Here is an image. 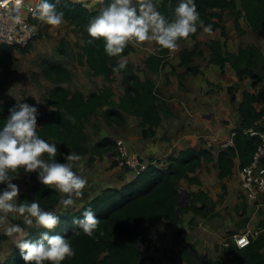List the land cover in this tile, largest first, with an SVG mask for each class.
Here are the masks:
<instances>
[{
    "label": "trees",
    "instance_id": "trees-1",
    "mask_svg": "<svg viewBox=\"0 0 264 264\" xmlns=\"http://www.w3.org/2000/svg\"><path fill=\"white\" fill-rule=\"evenodd\" d=\"M154 2H157L158 9L167 18H172L176 0H154ZM81 3L59 0L57 7L63 9L64 19L73 24L83 38L81 59L85 60L95 76L110 80L116 73L113 72V67L117 64V58L107 56L102 40L90 37L87 24L89 18L97 12L81 7ZM196 5L204 24H211L212 30L221 29L223 37H227L222 13L224 9L231 10L236 30L240 35L245 34L241 19L245 20L253 33L264 32V0H196ZM31 19L35 23H42L33 16ZM201 32L202 28L198 27L197 33L189 38L196 39ZM31 44L18 48L0 43V66H5L8 70L13 60L12 51L17 48L27 52ZM210 49L211 64L223 66L228 62L239 80L253 79L255 86L264 81V53L258 45L241 47L237 53H232L225 50V43L215 39L210 43ZM131 51L133 46L129 44L121 55L127 56ZM171 51L158 45L156 53L146 59L145 67L157 72L167 63ZM198 53H200L198 45L192 50H182L181 64H189ZM118 72L125 75V94L119 102L113 99L114 92L106 87L89 95L81 90L71 91L59 87L47 98V102L56 109L49 114L48 120L37 131L45 140L57 144V160L64 162V156L61 154L71 150L80 156L89 151L88 136L85 132L86 123L104 106L108 107L104 111L107 120L117 122L120 126L125 122L124 113L141 118L140 126L146 138L155 136V128L161 124L163 117L169 119L173 117L171 109L162 101L161 93L157 91V85L153 80L142 79L128 62L126 67ZM198 72L200 68L194 67L184 73L173 71V74L177 75L180 86L184 87V78L188 74ZM58 76L61 80H70V73L66 69H63ZM236 89L237 87H230L228 90L233 93ZM6 92L4 79L0 77V97ZM257 102L255 91L243 92L242 102L239 105L242 124L232 137L234 144L221 150L218 155L221 179L233 176L237 161L240 167L247 165L261 142L260 135L252 133L264 132V107L258 106ZM16 103L14 99L0 102V123L7 118L9 109ZM115 145L109 138H105L97 144L96 149L107 147L108 150ZM213 160L212 148L184 149L177 155H170L164 166H149L125 187L105 189L100 196L87 201L77 211L66 209L61 213L55 212L60 217V223L51 230V233L66 236L76 253L62 264H158V260L153 255L159 251L158 244H163V235L156 240L149 237L150 229L157 222L166 219L169 225L181 223L182 214L190 211L209 220L219 216L217 203L205 191L201 178L197 176L203 164ZM21 174L24 175L23 180L26 185L29 180L38 179L35 172L30 174L21 172ZM183 180L189 185H196L197 190L190 191L186 196L187 202L180 205L182 192L179 186ZM30 194H33L35 199H39L41 207L46 210L53 208L60 200L58 191L42 184L39 180L29 187L20 199L32 200ZM88 206L93 208L99 219L98 229L93 237H89L82 230L74 231L76 226L72 223L73 218L81 216L84 208ZM21 226L27 228L23 223ZM260 227L264 228V219L260 222ZM43 231L45 229L39 226L30 227L27 238L39 240ZM4 238L6 237L0 236V239ZM176 245L180 246L181 250L176 251L175 247L167 249L164 251L165 258L169 257V253L174 252V255L187 264H227L225 261H214L207 255L199 253L195 245L188 240V233L185 230L175 234ZM263 250L264 235L254 239L243 249L233 242L222 247L223 255L231 264H264ZM0 264H26V262L23 260L21 250L15 246L11 256L0 261Z\"/></svg>",
    "mask_w": 264,
    "mask_h": 264
},
{
    "label": "crops",
    "instance_id": "crops-1",
    "mask_svg": "<svg viewBox=\"0 0 264 264\" xmlns=\"http://www.w3.org/2000/svg\"><path fill=\"white\" fill-rule=\"evenodd\" d=\"M27 1L30 3H37V0ZM72 1L82 2V0ZM97 2H99V0H97ZM90 9L92 11L96 10L95 8ZM222 13L224 14V24L226 26L227 37H223L221 29H216L210 32L215 33L213 37L209 39L207 38V33L209 32H204L202 30L201 34L196 39L187 38L185 40H179L178 48L171 51L167 63L157 72H152L147 69L145 67V61L149 56L156 53L155 46L158 44L155 41L151 44L143 42L141 43V45L143 44L142 46L139 45V48L141 49L136 48L135 45L132 44L133 51L134 48L135 50H140L138 53L142 52L145 56L143 60L144 70L142 71V74L140 72L137 74L142 79L149 78L156 83L157 91L161 93L162 101L171 109L173 117L170 119L163 117L161 124L155 128V136L146 138L143 135V129L140 126V122L142 121L141 118L124 113L125 122L123 126H120L117 122H109L107 120L104 111L108 107L104 106L100 109L102 110V115H99L98 119H96L94 116L97 114H95L92 118V125L96 127L100 123V128L102 129L98 132L94 142L90 141L88 136L87 147H89V151L83 154L79 161L73 163L74 171L81 176L86 177L88 181L83 196L76 198V206L67 208L71 209V211H77L87 201L100 196L105 189H121L134 180V175L131 174L132 172L122 170L116 165L113 166L112 159L114 158L115 160L116 157V155H114L116 145L108 150H106L107 147L96 149L97 144L101 143L105 138H109L115 144L117 139L121 140L132 152H137L144 158L154 159L157 157H169L172 154L177 155L181 150L188 148H194L196 150L205 148V142L209 141L214 136L217 137V141L214 142L211 147L214 160L204 163L199 171L201 172V179L205 191L210 197L213 200H217L218 195L223 197L226 195V199L223 202L226 203L229 201L231 204L229 208H227L226 204L220 205V203H217L216 209L219 212V216L213 218L209 223H204L203 220H201L204 219V217L195 214L193 211L182 214L183 221L181 223L169 225L166 219L157 222L154 227L150 229L149 237L156 240L160 235H163V244H158L159 251L153 255L158 260V264H187L174 255V252L169 253L168 258H165L164 255L165 250L172 249L173 247H175L176 251L181 250L180 246H175V234L181 230L187 231L188 238L192 235V243L195 245L199 253L207 255L208 258L217 261L212 254H206V250L202 253V249L198 247V244L200 243L201 245L204 244L203 246H210V251L215 250L214 247L216 246V242L223 246H227L232 240H226V234L225 238L223 237V230L226 226L222 227V225L226 222L224 220L225 217L230 219V217L234 216L236 220H238L242 217L246 218L247 216H250V211L252 212V210H260L243 196L240 184L239 170L241 167L239 166V161H237L236 170L233 176L221 179L218 155L221 150L226 149L231 145V142L233 143L232 137L235 134L236 129L242 124L239 105L242 102L243 92L245 90L255 91L259 104L264 107V81L256 84V86L254 85L255 81L253 79L246 78L241 81L237 77V74L230 63L227 62L225 65L220 66L211 64L209 60L211 58L210 43L215 39H219L225 43V50L228 52L237 53L241 47L255 44L258 45L264 53V32L253 33L245 20L241 19V25L245 30V34L239 35L235 27V19L231 15V10L224 9L222 10ZM231 17L234 20H232ZM41 24L40 33L30 45V50L32 49V46H35L36 44L41 46L43 41L41 39V32L45 25L44 23ZM196 45L199 46L200 53L196 54L189 64H181V51L184 49L192 50ZM20 52L23 53L21 49L17 48L12 51L13 60L8 70L5 66H0V77L4 79L6 91L10 84H14L13 81H18V84H20V81H26V78H22L24 77V74L18 79L19 77H17V74L18 72H22V70L15 69L14 66L15 60L20 56L17 55V53ZM132 60L133 59L130 58L129 62H132ZM81 62L85 63V60L81 59ZM48 63V66L43 65L38 70H32L33 72L30 73L31 79L27 82L33 85L32 89L21 91L19 93H10L8 97H6L5 93V95L0 97V102L14 99L16 102L26 101L30 104L36 105L39 112L37 117V124L39 127L48 120L49 114L56 109V107H50L53 105H50L47 102V98L50 97L51 93L59 87L68 89L65 87V83L70 80H61L58 75H61L62 70L66 69L70 73V79L73 77L71 70L60 61H52ZM194 67L200 68L202 73L188 74L184 78L185 86L181 87L180 81L177 75L173 74V71L184 73L188 69ZM89 71L95 76L90 69ZM114 75L109 81L113 79ZM32 77H34V79H32ZM48 81L52 82V86L45 85V82ZM207 81H210L213 85H209ZM219 86L221 89H219ZM230 87H237V89L233 93H230L228 90ZM96 91H92L86 95ZM120 98L116 99L115 95L113 96V99L117 102L120 101ZM23 177L24 175L20 174L19 178L13 180L14 183L19 185V198L22 194L27 192L29 187L39 180H29L28 185H26ZM196 190V185H189L187 187L188 192ZM58 193L59 198L67 195L65 193H60L59 191ZM30 195L32 200L35 199L33 194ZM243 202L248 206L246 214L241 211L240 208L241 203ZM58 205L59 203L48 210L60 213L66 210L62 205ZM199 205H201V203H199ZM235 208L237 211H235ZM194 217L197 218L196 222L198 223V226L195 230L191 231L190 224ZM11 219L16 223V220H20L21 218L20 216H13ZM252 220L255 219L252 218ZM226 223L229 225V228H226L228 230L227 232H230L234 225L229 222ZM28 226L29 225H26L27 229L24 228L27 235ZM5 227V223H0V234L6 237L2 241L0 240L1 246H4V244L13 239V237L5 234ZM30 227L38 226L33 224ZM235 235L236 233L234 232L233 237ZM16 238H20L19 234H16ZM14 246L15 244L11 245L8 249H2V251H0V261H4L11 256ZM219 254L220 253H218V259L225 261L227 264H231L225 258L223 253L221 255Z\"/></svg>",
    "mask_w": 264,
    "mask_h": 264
},
{
    "label": "clouds",
    "instance_id": "clouds-1",
    "mask_svg": "<svg viewBox=\"0 0 264 264\" xmlns=\"http://www.w3.org/2000/svg\"><path fill=\"white\" fill-rule=\"evenodd\" d=\"M58 2L37 0L31 14L52 28L58 27L65 16L63 9L57 7ZM81 7L96 9L97 14L89 18L87 32L90 37L103 41L107 56L117 58L113 72L126 67L127 56L121 53L129 44L155 41L162 48L174 50L178 48L179 40L197 33L198 27L204 32L212 31V25L204 24L200 18L196 0H176L171 19L158 9L154 0H82ZM13 19L18 20L19 17ZM38 115L36 105L17 101L0 123V223L6 224L5 234L13 237L26 264H62L76 253L66 236L51 233L60 223V217L54 211L42 208L39 199L21 200L19 185L13 180L19 178L21 172H35L42 184L67 194L59 200V205L66 209L76 206V198L83 196L88 181L74 171L73 162L81 159L77 152L62 153L64 162L56 159L57 144L45 140L37 131L40 128ZM167 158L154 159H163L167 163ZM166 163L160 160L153 165L164 166ZM13 216L22 217L25 225L35 224L45 229L40 239L27 238L24 227L12 221ZM72 223L76 226L74 231L82 230L93 237L99 219L93 208L88 206L81 216L73 218ZM16 234L21 238L17 239Z\"/></svg>",
    "mask_w": 264,
    "mask_h": 264
},
{
    "label": "rangeland",
    "instance_id": "rangeland-1",
    "mask_svg": "<svg viewBox=\"0 0 264 264\" xmlns=\"http://www.w3.org/2000/svg\"><path fill=\"white\" fill-rule=\"evenodd\" d=\"M233 18L231 17L232 20H234ZM66 21L64 20L60 26L55 27V28H52L51 26L45 24L46 26L44 25V28L41 32V34H42L41 39L43 40L41 43V46H38L36 44L35 46H32V49L26 53H24V52L23 53H21V52L17 53V55H20V56H19V58H17L15 60L14 66H15V69L22 70V72H18L17 77H19L18 79H20L21 75L24 74V77H22V78L23 79L26 78V81L25 82L20 81V84H18V81H13V83L15 85L10 84L8 86V89L6 92V97H8V95L10 93H17V92L19 93L21 91H26V90L32 89L33 85H31L27 82L29 79H31L30 73L38 70L43 65L48 66V64H49L48 62H52V61H60L67 68H69L71 70V72L73 73L72 79H70V81H67V83H65V87L71 91L81 90L83 93L88 94L92 91H96V90H99V89L106 87V88L111 89L114 92L116 99H118L124 95V93H125V85H124L125 75L124 74L117 72L114 75L113 79L111 81H109V80H106L102 77L93 76L90 73L87 65L84 62H81V55H82L81 46L83 44V38H82L81 34L76 30L74 25L71 24L70 22H66ZM214 33L215 32L207 33V38L209 39V38L213 37ZM152 42H147V43L151 44ZM134 45L136 48H139V45L142 46L143 44L142 45L141 44H134ZM157 47H158V45L155 46V49H157ZM139 49H141V48H139ZM139 51L140 50H135V48H134V51L131 52L127 56V61H128V63H130L133 66V69L136 73L140 72L142 74V71L144 70V61L143 60H144L145 56L143 55L142 52L138 53ZM130 58L133 59L132 62L131 61L129 62ZM59 59H61V60H59ZM200 72H201V70H200ZM200 72H198V73H200ZM32 79H34V77H32ZM207 82L209 85H213L210 81H207ZM46 84L48 86H50V85L52 86V82H49V81L45 82V85ZM219 89H221L220 86H219ZM257 103H258L257 105L260 106L259 102H257ZM96 114L97 115L94 114L95 115L94 118L98 119L99 115H102V110L99 109L98 113H96ZM92 118H93V116L90 117L89 120L87 121V126H86V132L87 133L86 134H87V136H89V140L94 142L96 140V136H97L98 132H100V129H102V128H100L101 127L100 123L96 127L94 125H92ZM119 141H121V140H118V139L116 140V148H115L114 155H116V151H117ZM112 161H113L112 164L114 165V162H115L114 158L112 159ZM131 174L134 175V173H131ZM197 176H199L201 178V172L200 171L197 173ZM133 179H135V178H133ZM188 186H189V183L187 181L183 180L180 182L179 187H180V190L182 192V199H181V200H183L182 204L187 202L186 196L190 192V191L189 192L187 191ZM225 196L226 195H224V197L221 195H218V199L213 200V201L215 203H220V205L226 204V207L229 208L231 202H229V201L226 203L223 202L226 199ZM245 204H246L245 202L241 203L240 208H241V211H243L246 214V209L248 206H247V204L246 205ZM235 211H237L236 208H235ZM20 218H21L20 220H16L17 221L16 223H18V224L23 223L24 224L22 217H20ZM252 218H254L255 220H252ZM196 219L197 218L194 217V219L191 221V223H192V224H190L191 231L195 230V228H197V226H198ZM263 219H264V207L261 208L259 211H256V210H252V212L250 211V216H247L246 218L242 217V218L236 220V218L234 216L230 217V219H228V217H225L224 220L226 222H229L230 224L234 225V227L230 232H227L229 225L226 222L223 223L222 227L226 226L225 229L223 230V237L225 238V234H226V240L230 239L234 243V237H233L234 232L236 234L240 233V232L243 233V231L250 229L252 231V235H253L254 239L256 240L261 235H264V228L260 227V222ZM201 220H203L204 223H209V221H211L212 219L209 220L207 218H204ZM240 220H241V222L239 223ZM28 228H30V226H28ZM1 235L2 234H0V236ZM4 239H0V240L2 241ZM188 240L190 242H192V235L189 236ZM11 245H14L13 239H11L6 244H4V246L0 245V251H2V249L10 248ZM203 245H201L200 243L198 244V247L200 249H202V253L204 252V250H206V254H212L214 256L215 260L221 261L220 259H218L219 258L218 253H220L219 255L222 254V247H224L223 245L216 242V244H215L216 246L214 247V249H215L214 251H210V249H211L210 246H208V245L203 246ZM14 247H13V249H14ZM13 249H12V251H13ZM0 256H1V252H0Z\"/></svg>",
    "mask_w": 264,
    "mask_h": 264
},
{
    "label": "built area",
    "instance_id": "built-area-1",
    "mask_svg": "<svg viewBox=\"0 0 264 264\" xmlns=\"http://www.w3.org/2000/svg\"><path fill=\"white\" fill-rule=\"evenodd\" d=\"M35 4L27 0H0V43L23 48L34 41L39 35L42 25L31 19V9ZM16 16L19 17L18 20L13 19ZM252 133L259 134L261 142L250 163L240 168V184L245 198L257 209H261L264 206V132ZM216 141L217 137L214 136L206 142L205 146L210 148ZM231 145H233L232 142ZM115 160L116 166L134 173V178L160 160L166 163L163 159L151 161L137 152L130 151L123 141L118 143ZM253 240L251 230L234 236V243L241 249L248 247Z\"/></svg>",
    "mask_w": 264,
    "mask_h": 264
},
{
    "label": "water",
    "instance_id": "water-1",
    "mask_svg": "<svg viewBox=\"0 0 264 264\" xmlns=\"http://www.w3.org/2000/svg\"><path fill=\"white\" fill-rule=\"evenodd\" d=\"M256 104H258V103H256ZM182 201H183V200H180V205L182 204ZM177 213L179 214L180 211L178 210Z\"/></svg>",
    "mask_w": 264,
    "mask_h": 264
}]
</instances>
